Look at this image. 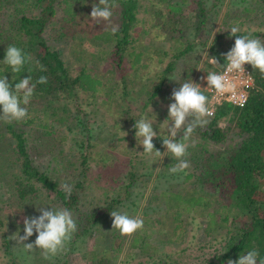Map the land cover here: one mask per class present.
<instances>
[{"label": "trees", "instance_id": "1", "mask_svg": "<svg viewBox=\"0 0 264 264\" xmlns=\"http://www.w3.org/2000/svg\"><path fill=\"white\" fill-rule=\"evenodd\" d=\"M142 1L110 0L114 5L110 21L97 23L91 20L90 13L98 0H0V78L5 76L13 89L15 83L28 75L35 84L29 104H22L27 108V117L21 121L0 120V144L5 148L0 151V163L7 157V163L11 164L8 169L0 164L1 174L6 175L3 178L6 194L0 192V203L5 199L8 205L25 207L31 217L40 215L39 207L68 209L77 224L73 238L93 236L101 225L109 227L112 211L127 206L128 200L134 201L131 194L137 181L144 183L151 178L148 169L138 174L134 167L142 157L137 149L143 150V147L137 148L140 138L135 136V122L152 113L150 109L144 110L156 102V96L170 100L164 85L179 60L187 54L198 57L196 51L207 48L208 55L223 66L226 63L224 54L234 45L236 37L230 30H212V16L221 9L224 0H144V10L150 13L148 28H142L137 35L147 34L149 39L139 43L135 31ZM251 2L250 6L246 0H240V8L228 2L236 13L226 11L223 22L233 27L240 22L239 18L253 13L264 17V0ZM152 27L163 30L172 42L156 44ZM112 28H116L115 33ZM261 34L257 29L236 33L259 39ZM87 37L95 45L94 50L84 44ZM51 38L63 40L64 45H52ZM261 41L264 42V38ZM9 45L31 57L20 72L14 73L10 66L2 63ZM156 54L159 65L163 63L160 72L141 83L135 82L141 78V69L147 67ZM88 63L105 67L93 72L88 69ZM190 63L184 62L179 72L180 81L188 79L193 69ZM206 66L211 64L207 62ZM220 66L211 69L218 72ZM247 66L253 84L246 102L242 106L229 102L218 105L214 115L207 117L208 123L192 133L196 141L188 143L184 157L190 167L171 174L169 165L173 164L166 161L170 174L162 169L157 174L171 177L183 173L184 180L176 189L163 188L159 193L151 189L149 192L148 199L156 198L160 202L161 212H157L153 221L158 226L156 233L166 241L179 236L177 229L184 225L185 215L193 210L199 212L206 236L200 241L201 245L212 250L202 264H227L228 260L236 261L250 250L259 253L258 264L264 259V74ZM41 76L47 78L46 83H36ZM203 93L208 94L207 91ZM100 96L98 108L94 110L98 112L93 113L100 116L96 117L86 109L85 101L89 104L88 97L97 100ZM49 124L64 125L61 140L70 137L66 146L71 153L59 154L54 165L45 167L34 163L30 149L36 148V141L42 139L38 132L50 134L44 131ZM157 125L154 122L153 129ZM155 132L157 135L152 142L159 148L165 136ZM76 135L79 138L73 140ZM234 137L236 140L222 149L207 146L209 142L219 143ZM95 139L103 145L99 152L101 169L110 164V159L114 160L123 168L121 181L108 177L103 180L102 174L89 175ZM125 139L128 144H125V153L120 154L114 149ZM94 181L96 188L92 187ZM101 182H104L102 187ZM65 184L71 188L70 196L62 187ZM206 186H213L214 191ZM219 187L228 191L216 196ZM88 194H91L90 199H87ZM2 212L0 208V231L5 229L2 215H6L5 219L11 217ZM221 230L224 232L217 239L210 238ZM0 239L9 250L10 235L6 230L0 232ZM151 243L135 232L131 245L139 247L137 254L141 256L137 264H172L170 254L158 252ZM95 254L89 264H110L106 256H99L98 251ZM53 258L50 257L48 264H64ZM6 264L22 263L13 258Z\"/></svg>", "mask_w": 264, "mask_h": 264}, {"label": "rangeland", "instance_id": "2", "mask_svg": "<svg viewBox=\"0 0 264 264\" xmlns=\"http://www.w3.org/2000/svg\"><path fill=\"white\" fill-rule=\"evenodd\" d=\"M228 2L232 6H236V7L238 6L239 8L242 7V3H240V0H224L223 4H221V6L219 7L221 9L217 10L216 13H214L212 16V22L214 23V27L212 30L215 31L216 28H219L220 30H230L232 28V25H228V23H225L226 21L223 22V20H225L224 15L226 11L230 12L231 10L234 13H236V9L231 8V5ZM144 4L145 2L143 0L138 9L139 20L135 31L136 35L142 28L145 27L148 28L147 20L150 17L149 16L150 13L144 10ZM246 4L251 6L252 5L251 0H246ZM242 14H243L242 16L245 15L244 12H242ZM238 21L240 22L236 24V27H238L240 31L252 32L254 29H257L262 33L260 35V40H263L264 38L263 16L254 15L253 13L248 15L247 17L245 16L244 18L243 17L239 18ZM183 27H185L184 24ZM150 30H151V34L156 37L155 38L156 44H160L163 42H172L163 30L155 29L154 27H152ZM50 34L51 32L48 33L47 35L50 36ZM137 36L139 37L138 39L139 43L147 42V40L149 39L147 34H145L143 37L139 35ZM250 38H257V37L250 36ZM62 41L63 40L60 39L54 40L51 38L49 43L57 47L64 45ZM83 42L86 45V47L89 48V50L95 49V45L89 42L88 37L85 40H83ZM107 52L108 50H106L104 56L107 55ZM196 52L198 57H194L192 56V54H187L185 55V57H183V59L177 62L176 69L174 70L173 75H171L170 78L166 80V83L164 85L166 87L167 92H165V94H167V97L170 98L173 89L178 88L181 82L184 83L183 81H180L179 78V72L183 68L184 62H188V63L191 62L190 64L193 68L192 71L190 72V75L187 77L188 79L186 81L191 79L192 82L198 83L201 86L202 91L208 92L209 88H206L207 83L206 80L203 78L206 77L207 72L213 71L211 68L216 65L211 64L210 67L206 66V63L208 62V58L204 55V52L206 53L208 52L207 48L203 50L199 49ZM157 56L158 54L153 55L152 56L153 58L150 60L148 66L141 69L140 71L141 75H139L141 78L137 79L138 81L135 82L141 83L145 81V78L154 77L156 74L160 72V68H162L163 63L161 66L159 65V63L156 61ZM209 57H213V56L210 55ZM103 60L105 62V59ZM106 61L108 60L106 59ZM165 61L166 58L163 59L164 63ZM87 66L88 69L93 72H98L102 70L101 68L105 67L103 64H99V63H92V64L88 63ZM149 82H152V80L149 79ZM100 98L101 96L96 100L95 98L88 97V101H90L89 104L87 103V101L84 100L85 107L88 111H90L91 115H93V113L98 112V111L95 112L94 110L95 108H98ZM155 98H157L156 102L152 105L150 104L144 110V112L148 109L152 111V113L149 114L148 116H145V118L151 121H155L158 125L156 126V129L153 130L154 131L157 130V132H159L160 134L166 137L168 135L166 130V124L168 123L167 106L173 101L171 99L162 100L161 98H159V95L156 96ZM164 114H167V116ZM93 116L98 117L100 115L97 113L96 115ZM181 130L177 135V139H180V137L183 135ZM44 131H49L50 134H46L43 131L38 132V135L42 136V139L36 141L38 142L37 147L31 148L30 154L35 164L46 167V166L54 165L55 162H57L58 160L59 154L65 153L66 155H69L71 153V150H69L68 147L66 146V140L70 141V137L68 136V139H63V141L61 140L63 136L62 134H64L63 133L64 125L49 124V127L45 128ZM54 138H56V140H54ZM77 138L79 137L76 135L73 140ZM141 139L142 138H140L137 141L138 143L137 148L142 147L140 145ZM235 140L236 137H234L232 140L228 139L219 143L209 142L207 143V146L212 149H216V148L222 149L228 146V144L233 143ZM194 141H196V139L190 137L188 143ZM94 142L95 145L92 148L93 159L92 162L90 163L92 167L88 172L89 175L95 177L97 175L102 174L103 180H105V178L108 177L109 179L121 181V175L124 171L122 166L118 165L117 162H115L114 160L110 159L111 162L108 165L109 167L105 166L104 168L101 169L102 167L100 161L101 156L99 155V152L101 151L100 149L103 147V145L98 139H95ZM125 144H128V139L119 141L117 147L114 150H116L120 154H124ZM4 149L5 148L0 144V151ZM155 149L159 150L161 153L166 151L163 145ZM60 150H63V153L59 152ZM140 152L142 157L135 163L134 165L135 170L138 174H140L144 169H148V171L151 172V178L145 179L144 183L141 180L137 181L138 184H136V186L133 188L134 190L131 194V197L132 199H134V201L128 200L125 203L128 205L122 206L119 212L127 213L129 216L138 217L142 219L143 227L137 230L136 232H139L140 234L145 236L149 241H151L152 242L151 244H154L156 246L158 252L163 251L169 253L171 256L170 262L172 264L175 260L178 261V264H198V263L202 264L203 260L210 256L212 250L208 247H204L201 245L202 242L200 241L204 240L206 236L203 235L202 227L204 223L202 222V218H200L201 216H199L198 211L193 210L188 215H185V217L183 218L184 225L181 224V226H179L177 229V231L179 232V236L175 240H171V241H166V239H164V236H160V234L156 233L158 226L157 223L153 221L155 216L158 215L157 212L158 211L161 212L162 208H159L158 204L160 202L156 198L148 199L150 190L153 189L155 193H159L163 188L176 189L177 185L184 180L183 173L171 177L165 175L157 176L158 172L161 169L165 170L168 174H170L167 171L165 162L169 161L170 164H173V165H169V169H170L172 166H174L177 163L176 158L173 157L170 153H168L167 156H164L162 158V160H159V158L156 157L154 154L148 155L144 153L142 149H137V153ZM170 156L171 159H169ZM7 162H8L7 157H5L4 162H1L0 164L3 163L5 169H8V167L11 164H8ZM61 162H63L62 159ZM61 162H59L60 165ZM93 163H95V166L93 165ZM56 166L58 167V163L56 164ZM69 166H71V164L66 167ZM137 168H139V171H137ZM4 175H5L4 173L1 174V169H0V192L6 194L5 192L6 184L4 180L5 179ZM164 178H167V180H164ZM139 179H140V175H139ZM100 184L102 187L104 182H101ZM94 185H95L94 188H96V181H94L92 187ZM206 187L208 190L214 191L213 186H206ZM225 191H228V189L219 187L215 194L216 196H218L219 194H223ZM216 196L213 195V197L215 198ZM98 197L102 198V195L98 194ZM90 198H91V194H88L87 199ZM0 206H1L0 207L1 212L3 211L2 214L8 213L11 215L9 219H5L6 216L5 214L2 215L3 226L5 227V229L1 230L0 232L6 230L9 233V235L12 236L14 233L17 232V229H19V234L23 235V218L31 217L30 211L27 210L25 207L19 208L16 206L8 205L5 199L1 201ZM180 232L182 233L181 235ZM223 232H224L223 230L218 231L214 234V236H210V238L215 240L219 235H222ZM134 235L135 232L131 235H121L118 230L112 229V218H110L109 227L101 225L100 228H97V230L94 231L93 236L84 235L81 237L73 238L72 235L71 239L65 243L64 249L59 251L56 255L50 257H54L53 261L55 259H58L60 263H64V264H89L90 259L93 256H95L96 251H98L99 256H106L110 261V264H137L138 261L137 259L140 258L141 255L139 256L137 254L139 251V247L138 246L135 247L131 245ZM35 239H36V234L34 233L33 236L29 237L27 241H24V243H33ZM50 257L48 259H45L40 249H34L32 252H25L22 245L16 244V242L11 239H10V248L8 250L4 248L2 241L0 239V264H6L7 262L10 263L13 258H17L18 260H20L22 264H48Z\"/></svg>", "mask_w": 264, "mask_h": 264}, {"label": "clouds", "instance_id": "3", "mask_svg": "<svg viewBox=\"0 0 264 264\" xmlns=\"http://www.w3.org/2000/svg\"><path fill=\"white\" fill-rule=\"evenodd\" d=\"M113 4L110 0H98V4L92 5L90 18L99 23L100 21H110L113 15ZM240 29L233 26L230 29L231 35L235 36L234 45L224 54L226 64L220 66L215 57H209L206 52L204 55L208 58V63L223 68V72L215 71L207 72V87L216 91V93L230 94L233 97L237 95L238 83L232 76L233 73L240 75L245 74L244 65H251L252 69L258 70L264 74V42L259 38H250L248 35H236ZM112 32H116V28H112ZM23 51L13 45H9L5 49V56L2 61L10 66L12 72H20L26 60ZM37 66L43 71V66ZM47 78L41 76L36 83L44 84ZM35 84L32 83L30 75L22 78L14 84V89L7 81L6 77L0 78V120L5 122L21 121L27 117L26 107L34 93ZM170 99L173 101L167 106L166 130L168 135L162 139V145L166 149L161 153L156 150L153 144V138L157 133L153 130L155 121L147 118H141L134 124L135 136L142 138L140 145L143 152L148 155H155L162 160L164 156L170 153L176 158L177 163L169 169L170 173L184 172L190 167L189 162L184 159L187 155L189 147L188 141L192 133L197 127H204L207 123V117L214 115V109L209 107L208 97L203 93L198 83L188 80L179 84V87L173 89ZM242 106V105H241ZM183 129V135L177 139L179 131ZM126 135V133H125ZM62 187L71 195V188L65 184ZM40 213L35 217L23 218V235L17 232L10 236L16 244L22 245L25 252H32L34 249H40L45 259L56 255L64 249L65 243L69 241L72 234L77 230L76 221L73 219L72 213L64 208H48L39 207ZM112 229H116L121 235H131L143 227V220L138 217L129 216L127 213L112 211ZM36 234L33 243H24L29 237ZM259 253L256 250L247 251L242 254L236 261L228 260L227 264H258ZM264 264V259L259 261Z\"/></svg>", "mask_w": 264, "mask_h": 264}, {"label": "built area", "instance_id": "4", "mask_svg": "<svg viewBox=\"0 0 264 264\" xmlns=\"http://www.w3.org/2000/svg\"><path fill=\"white\" fill-rule=\"evenodd\" d=\"M244 69L245 74L243 75H240L238 73L232 74V76L237 80L238 83L237 95L235 97L230 94L220 95L216 93L214 89L209 88L208 94L206 96L208 97L210 108L214 109L215 111L216 107L223 102H229L239 106L243 105L246 102L248 90L253 84V77L247 64L244 65ZM221 72H223V68H221L217 73Z\"/></svg>", "mask_w": 264, "mask_h": 264}]
</instances>
